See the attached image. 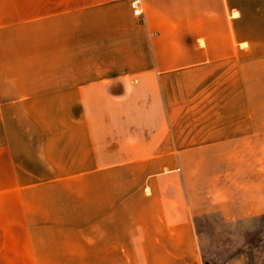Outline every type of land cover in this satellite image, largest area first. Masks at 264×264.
Instances as JSON below:
<instances>
[{"label":"crops","instance_id":"0c3cea01","mask_svg":"<svg viewBox=\"0 0 264 264\" xmlns=\"http://www.w3.org/2000/svg\"><path fill=\"white\" fill-rule=\"evenodd\" d=\"M140 7L0 0V264L76 252L78 221L88 261L204 264V185L264 214V0Z\"/></svg>","mask_w":264,"mask_h":264},{"label":"rangeland","instance_id":"374dc122","mask_svg":"<svg viewBox=\"0 0 264 264\" xmlns=\"http://www.w3.org/2000/svg\"><path fill=\"white\" fill-rule=\"evenodd\" d=\"M255 80L258 79H254ZM259 86L254 84L253 100H264ZM255 113L260 111L254 110ZM253 180L260 181V167L264 165V136H254L253 141ZM238 160V183H243L245 177L243 159ZM213 186V187H212ZM249 185H204L203 196L198 201L201 214L195 216L199 234L200 250L204 264H264V214L241 216L236 220H225L223 210L233 214L248 213L247 203L255 198L259 190L248 189ZM256 186V185H255ZM79 209V207H78ZM67 226V223H64ZM78 245L76 252L55 255L53 264H100L89 261L84 252L83 222L78 221ZM64 250L65 248H61Z\"/></svg>","mask_w":264,"mask_h":264},{"label":"built area","instance_id":"2783aa9c","mask_svg":"<svg viewBox=\"0 0 264 264\" xmlns=\"http://www.w3.org/2000/svg\"><path fill=\"white\" fill-rule=\"evenodd\" d=\"M129 3L133 14L139 16L141 14L140 0H129Z\"/></svg>","mask_w":264,"mask_h":264}]
</instances>
